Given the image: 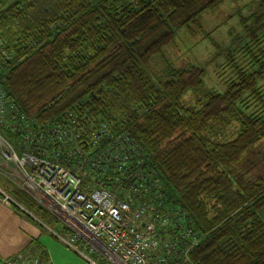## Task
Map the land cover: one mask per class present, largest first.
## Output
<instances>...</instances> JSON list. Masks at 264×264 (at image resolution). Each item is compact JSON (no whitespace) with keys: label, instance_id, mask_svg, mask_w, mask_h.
<instances>
[{"label":"trees","instance_id":"1","mask_svg":"<svg viewBox=\"0 0 264 264\" xmlns=\"http://www.w3.org/2000/svg\"><path fill=\"white\" fill-rule=\"evenodd\" d=\"M226 1L0 0V91L13 107L1 137L78 172L85 192L100 184L131 212L144 206L160 250L190 247L169 264H264V0L224 51L225 93L189 106L203 70L166 61L150 76L180 32L204 33L203 17ZM2 192L68 234L24 189Z\"/></svg>","mask_w":264,"mask_h":264},{"label":"built area","instance_id":"2","mask_svg":"<svg viewBox=\"0 0 264 264\" xmlns=\"http://www.w3.org/2000/svg\"><path fill=\"white\" fill-rule=\"evenodd\" d=\"M3 96L1 92L0 122L4 119L3 109L10 105ZM0 175L25 189L60 222L68 234L58 229L63 236L59 239L81 257L89 253L112 264H169L172 251L178 248L182 253L190 249H184L179 240L160 250L156 222L151 219L147 224L141 223L146 215L144 206L131 212L128 203L118 201L100 184L85 192L78 172L28 152L18 154L1 135ZM0 196L6 205L13 204L4 192L0 191ZM87 260L95 264L92 259ZM0 264H42V261L27 252L9 259L0 257Z\"/></svg>","mask_w":264,"mask_h":264},{"label":"rangeland","instance_id":"3","mask_svg":"<svg viewBox=\"0 0 264 264\" xmlns=\"http://www.w3.org/2000/svg\"><path fill=\"white\" fill-rule=\"evenodd\" d=\"M10 1L11 0H1V3L6 5ZM258 1L259 0H228L218 10L215 12L212 11L203 17L202 26L204 33H199L195 28L180 32L177 36L176 43L168 47L167 50H164V58L161 61H156L151 64L150 76L156 78L159 75V70L162 69L161 66L165 68L166 61L176 69L184 70L187 66H195L203 70L204 85L202 90L196 93L189 92L185 97L184 104L189 106H194L197 98L201 99L207 92L225 93L226 84L230 81V78L233 77V72L231 71V67L228 69L224 51L230 46L231 38L234 33L241 32V28L238 26L239 19L247 18L252 13L256 12ZM212 32L213 35H211V38L217 42L218 49L212 46L209 40H205L204 38L205 34ZM214 57L217 60L212 63L211 60ZM235 58H237L238 62L244 67L251 61L249 60L245 64L244 58L240 56H235ZM3 97L6 98V96ZM4 98L1 101H3ZM10 106L3 109L4 113L2 118L4 119L0 123L8 119L7 116L9 115ZM257 151H260V154L264 156V144L258 148ZM261 155H259V157H261ZM9 187L14 189L20 188L13 181H8L0 177V191L6 190ZM24 191L28 194L25 189ZM32 199L39 203L33 197ZM56 227L57 225L54 224L49 225L50 230H43L40 237V244L42 248H46L52 264H89L88 258L92 259L95 264H112L107 259L97 258L91 256L89 253H84V257L79 256L61 242L59 238L63 236L58 232V228ZM37 228L41 231L40 227L37 226ZM39 258L41 259V257Z\"/></svg>","mask_w":264,"mask_h":264},{"label":"crops","instance_id":"4","mask_svg":"<svg viewBox=\"0 0 264 264\" xmlns=\"http://www.w3.org/2000/svg\"><path fill=\"white\" fill-rule=\"evenodd\" d=\"M37 226L41 228V231ZM43 230L49 231L42 227L31 214L27 213V216L19 214L13 205H6L0 196V257L2 259H9L27 252L37 257L40 253H45L48 257L47 264H52L46 248H42L40 244Z\"/></svg>","mask_w":264,"mask_h":264}]
</instances>
